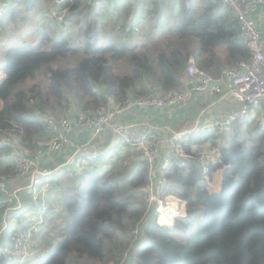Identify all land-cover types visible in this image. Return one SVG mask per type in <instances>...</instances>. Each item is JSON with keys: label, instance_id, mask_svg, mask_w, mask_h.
<instances>
[{"label": "trees", "instance_id": "1", "mask_svg": "<svg viewBox=\"0 0 264 264\" xmlns=\"http://www.w3.org/2000/svg\"><path fill=\"white\" fill-rule=\"evenodd\" d=\"M20 1L5 5L0 26L13 17V4ZM56 3L67 7L65 17L74 31H43L35 44L10 45L0 63V138L16 137L28 148L35 146L34 132L47 125L45 116L57 117L71 103L91 113L129 97L167 95L184 87L188 58L215 77L249 56L235 15L220 0H180L172 26H154L142 35L134 28V15L107 34L95 9L109 8V3ZM113 7L120 8L117 3ZM117 18L114 13L113 22ZM252 122L194 133L183 142L186 156L172 162L164 186L185 200V215L172 227L157 224L140 195L147 181L143 160L145 166L130 174L86 172L73 190L56 177L66 212L61 239L30 264H68V259L86 264H264V124L250 127ZM208 138L214 139L217 156L204 165L191 145ZM8 148L0 142V153ZM217 168L220 186L212 191L207 179ZM14 171L11 160L0 155V178ZM130 240L136 244L133 253L130 247L126 251ZM0 264L18 263L0 254Z\"/></svg>", "mask_w": 264, "mask_h": 264}, {"label": "built area", "instance_id": "2", "mask_svg": "<svg viewBox=\"0 0 264 264\" xmlns=\"http://www.w3.org/2000/svg\"><path fill=\"white\" fill-rule=\"evenodd\" d=\"M14 0H0V15L5 5ZM60 0H58L59 2ZM109 1V0H91ZM227 5L235 15L240 36L246 43L249 56L240 59L234 65L222 68L219 75L211 76L200 69L188 58L184 78V87L172 91L167 95L151 93L144 96L129 97L120 103L101 104L91 113L78 111L75 115L53 117L46 115L45 121L52 130L48 141L51 150H59L68 141V134L75 126L85 125L94 135L102 134L107 129L112 131L119 140V144L140 150L142 160L147 166V181L140 188V195L146 206L155 216L157 224L172 227L178 216L185 215V200L173 192L165 190L166 172L173 161L185 157L183 149V135L172 132L169 135L154 131L135 133L130 126L121 120L124 112L135 106L140 107H173L187 105L192 98L201 95H214L224 87H228L225 95L236 104L227 114L211 121L210 130L221 132L234 122L254 118L264 100V45H262L256 20L253 16L256 5L264 0H220ZM67 7L61 4L49 10L48 15L54 28L70 33L73 26L65 17ZM9 139L0 138V142L9 144L11 152L5 157L14 166V173L0 178V211L4 216L0 222V254L13 257L18 264L32 263L40 258V246L37 237L48 227L49 206L42 200L45 191L51 188V176L56 172L69 168L73 160L67 159L59 166L41 164L37 157L40 148L34 153L20 150L9 143ZM76 151H83L87 161L100 158V150L88 148V143H75ZM4 154V153H3ZM206 158L201 161L206 165ZM208 167L202 169L205 175ZM20 179H27L24 185L10 187ZM30 196H28V195ZM34 205L26 206L24 201ZM13 214L12 217L9 215ZM9 233V243L5 246V239Z\"/></svg>", "mask_w": 264, "mask_h": 264}, {"label": "crops", "instance_id": "3", "mask_svg": "<svg viewBox=\"0 0 264 264\" xmlns=\"http://www.w3.org/2000/svg\"><path fill=\"white\" fill-rule=\"evenodd\" d=\"M23 1H25L26 7H28L30 4H39V8L35 10V21L32 32L30 34L25 28L28 11H26L23 7H20V4L23 3ZM55 1L56 0H21L19 4H13L12 12H14V14L10 20H15L14 16L16 15V13L19 15L18 19L20 22L17 26V31H19L18 35L22 40L21 44H35L38 42L41 32H53L57 30L56 27L54 28L52 26L53 23L50 22V17L48 15L49 10L57 5V3L55 4ZM117 1L121 2L122 0H109L105 3L116 4ZM179 1L180 0H162L161 2L160 0L146 1L144 8H147L148 14L145 15L141 19V21L138 19L139 16H136L134 14V16L138 19L134 22L135 24H137L134 26V28L139 30L140 35H142L145 31H148L154 26H172L173 23H175V14L177 16L179 15ZM224 7L226 9L229 8L227 5H225ZM167 13L168 15H166ZM253 16L256 20L257 28L261 36L260 42L262 43V45H264L263 4L256 5ZM8 22L9 21H6L7 25L0 26V31H6L7 28H13V26H9ZM24 31H27L28 34ZM10 45L1 47L0 57H5V51ZM2 62L3 61L0 60V63ZM227 90L228 87L226 86L214 95H201L199 97L192 98L191 101L184 106H135L124 112L121 116V120L129 124V130L135 133L148 130L169 135L172 132H179L181 133V135H183V142L185 141L187 143V141L190 140L194 133L198 135L209 132V125L211 121L215 120L219 116L227 114L228 111L236 107V104L231 102L225 95ZM78 111H80V109L74 103H71L63 110H59L57 115L63 116L68 114L70 116H73ZM263 113L264 100L261 102L259 109L254 114V118H251L253 119L252 124H255L257 122L258 116ZM262 119L264 120V118ZM51 136L52 130L48 125H45L44 129L34 132V135L32 136V142L35 143L34 148H28L25 145L20 144L19 140L16 137L10 136L8 138L13 146L17 147L20 150L27 151L28 153H34L35 147L37 145V148L41 149V153L37 157V161H39V163L41 164L52 165L55 167L64 163L67 159L73 160L72 163L71 161L69 162V168H64L51 176V188L45 191L44 195L42 196V200L49 206L50 209V215L48 217V227L45 230L51 227H56L58 228L59 234L62 231L66 212L63 207V192L61 190V185H59L55 180L56 177L60 178L62 186H74L69 188L70 190H73L77 187L76 185L84 179V175L86 172H104L110 169H114V171H116L118 174H130L132 171H136L137 168H139L143 163H141L142 158L140 155V150L130 146L119 144L118 138L109 129H107L102 134L94 135L91 129L85 125L75 126L68 134V141L64 143V145L59 150H51L49 148L48 141ZM212 140L214 139L208 138L203 143L192 144L191 150L193 152L195 151V153H198L202 158L208 156L209 160H214L217 156V152L213 151V148L211 146V148L206 149L208 147L206 145H208L210 141L212 142ZM79 142L88 143V148L91 147L99 149L101 153L100 158L96 161H87L84 157L83 151L81 152L75 150L74 144ZM9 152H11L10 147L5 150L4 154L2 155L5 156ZM144 166L145 165L143 164V167ZM218 170L219 168L215 169L211 174L208 175L207 183L209 186L210 184H212V179L214 178L213 174H217ZM27 181V179L17 180L13 182L10 187L24 185L25 183H27ZM23 203L26 206H30L34 205L35 201L32 199V202L24 201ZM4 216L8 215L0 211V222ZM9 216L12 217L13 214H10ZM43 233L44 232H42L37 237V243L40 246V256H44L57 242L55 240H50V238L48 236H45ZM6 235L7 237L5 239L4 245L9 246V233L7 232Z\"/></svg>", "mask_w": 264, "mask_h": 264}, {"label": "rangeland", "instance_id": "4", "mask_svg": "<svg viewBox=\"0 0 264 264\" xmlns=\"http://www.w3.org/2000/svg\"><path fill=\"white\" fill-rule=\"evenodd\" d=\"M146 1H148V0H134V1L133 0L132 1H124V0H122L121 2H117V6L120 7L118 9L114 8L113 6L116 5V4H112V3L108 4V5H110L109 8L102 9V8L99 7V9L98 8L95 9L96 12H99L101 14V16L99 15L98 18H99L100 24L102 26V29H106V31H105L106 33L109 32V31L112 32V26L113 25H114V28H116V27L119 26L120 22L121 23L122 22L126 23L127 21H129L128 18L130 16L134 15V14L136 16H139L138 19L141 21V19L145 15L148 14L147 13L148 12L147 8H144V5H145ZM161 1L162 0H160V2ZM20 5H21L20 7H23L26 11H28L27 12L28 16L26 17L25 28L28 30V32L30 34L32 32L34 21H35L34 20L35 10L37 8H39V4L38 3H36L35 5L34 4H30L28 7H26V3H25V1H23V3H21ZM112 12H114L115 15L118 14V18H117V20L115 22H113L114 13H112ZM166 12H167V10H166ZM12 13L14 14V12H12ZM166 15H168V13ZM5 17L8 20V17H9L8 11L5 12ZM18 18H19V15L16 13V15L14 16L15 20L14 21L13 20H9V22H8L9 26L10 27L13 26V28H11V29L7 28L8 31H5V30L0 31V49H1V47L5 46V45L20 44L22 42L21 37L19 38V35H18L19 31H17V26H18V24L20 22ZM10 21H11V23H10ZM115 24H117L116 27H115ZM5 25H7V23ZM135 25H137V24H135ZM53 26H55V25H53ZM73 31H74V27L71 30V32H73ZM24 32L27 33V31H24ZM4 58L5 57L1 56L0 60L4 61ZM0 76H1V73H0ZM58 117H61V115H58ZM262 118H264V113L260 114L258 116L257 122H261V123L263 122L264 123V120ZM255 124H253L250 127H253ZM216 142L217 143H221L222 142V138H220V137L218 138L217 137ZM210 143L212 144L213 142L210 141ZM210 143L208 145H206V146H208L206 149L211 148L210 147L211 146ZM213 151L216 152L215 149H213ZM4 152L5 151H2L0 153V155H2ZM204 158L209 159L208 156H205ZM204 158H202V159H204ZM220 174H221L220 169L217 171V174H213L214 178L212 179V184H210V187H209L210 190L215 191V190L219 189V186H220L219 182L221 181V175ZM85 178H86V173L84 175V179ZM128 180L129 179H127L126 181H128ZM43 234L45 236H48L50 238V240L57 241V240L61 239V232L58 234V228H56V227H51V228L45 230ZM133 238H136V237H133ZM128 247H130L131 250ZM135 247H136V244H134V242L130 240V242L126 246V251L130 250V253H131V251L133 253L134 250H135ZM69 262H70V260L68 259V262H67L68 264H86L85 261H81V262L80 261H76V262H70V263ZM23 264H30V263H23ZM109 264H115V263L110 262Z\"/></svg>", "mask_w": 264, "mask_h": 264}, {"label": "water", "instance_id": "5", "mask_svg": "<svg viewBox=\"0 0 264 264\" xmlns=\"http://www.w3.org/2000/svg\"><path fill=\"white\" fill-rule=\"evenodd\" d=\"M235 108V107H234ZM233 110V109H232ZM231 111V110H230ZM229 112V111H228Z\"/></svg>", "mask_w": 264, "mask_h": 264}]
</instances>
